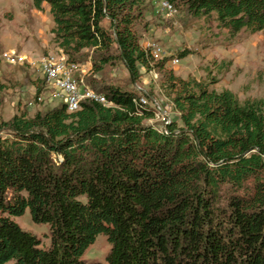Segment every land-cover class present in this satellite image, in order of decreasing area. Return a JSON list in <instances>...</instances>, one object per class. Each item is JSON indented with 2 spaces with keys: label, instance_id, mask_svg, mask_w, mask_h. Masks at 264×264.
Listing matches in <instances>:
<instances>
[{
  "label": "trees",
  "instance_id": "trees-1",
  "mask_svg": "<svg viewBox=\"0 0 264 264\" xmlns=\"http://www.w3.org/2000/svg\"><path fill=\"white\" fill-rule=\"evenodd\" d=\"M169 1L215 16L232 35L264 30V0ZM33 3L50 5L57 49L71 61L93 49V72L116 59L134 81L141 68L162 71L180 119L149 123L155 109L139 94L88 78L112 106L69 111L57 101L34 115H0V264H264V96L242 100L213 88L215 77L166 70L136 28L146 0ZM27 210L50 226L48 247L13 219ZM100 234L111 244L106 262H87Z\"/></svg>",
  "mask_w": 264,
  "mask_h": 264
},
{
  "label": "rangeland",
  "instance_id": "rangeland-1",
  "mask_svg": "<svg viewBox=\"0 0 264 264\" xmlns=\"http://www.w3.org/2000/svg\"><path fill=\"white\" fill-rule=\"evenodd\" d=\"M103 23L109 26L107 20ZM54 26L48 3L39 10L33 0H0V81L6 85L0 106L3 119L9 120L20 111L34 115L39 110L58 105L38 69L43 56L58 50L52 33ZM136 28L141 41L153 39L165 48V68L175 75L199 80L215 77L218 82L213 84V88L231 89L242 100L264 96V30L255 33L242 30L232 35L228 29L218 25L215 16L197 17L179 7L176 13L168 14L161 9L160 0H146L143 16ZM184 52L187 55L181 57ZM174 57L180 59L178 64L170 62ZM79 59L88 67L87 78L92 80V85L101 88L113 84L134 91L147 103L150 102V106L157 101L163 111L148 120L149 123L164 128L163 122L167 119H180L179 112L162 89V71L141 68V78L134 81L119 59L94 72L92 64L95 60L99 62V55L93 49L84 50ZM44 85L40 96H37L38 87ZM13 219L23 229L37 235L44 247L51 244L50 226L36 223L30 210ZM110 249L108 237L100 234L83 258L87 262H106Z\"/></svg>",
  "mask_w": 264,
  "mask_h": 264
},
{
  "label": "built area",
  "instance_id": "built-area-1",
  "mask_svg": "<svg viewBox=\"0 0 264 264\" xmlns=\"http://www.w3.org/2000/svg\"><path fill=\"white\" fill-rule=\"evenodd\" d=\"M169 14V10L167 9ZM143 45L149 49L150 54L156 55V59H164L166 57L165 48L153 39H147L143 42ZM180 59L174 57L170 60L172 64H178ZM66 59L58 58V51L52 52V54H46V63L38 66L40 73L46 78L47 87L54 93L55 100L58 102L74 101L77 100L79 94H87V98H91L94 101V95L88 94L87 76L89 74V69L84 71V80L86 83V92H79L76 87H74V78L71 74H66L64 72V64ZM52 80H59V87H52ZM171 120L167 119L163 122V125H167Z\"/></svg>",
  "mask_w": 264,
  "mask_h": 264
},
{
  "label": "bare ground",
  "instance_id": "bare-ground-1",
  "mask_svg": "<svg viewBox=\"0 0 264 264\" xmlns=\"http://www.w3.org/2000/svg\"><path fill=\"white\" fill-rule=\"evenodd\" d=\"M160 1H161V9L164 10L165 12H167V9L169 10V14H173L177 12V8L175 7V5L169 0H160ZM144 48L149 52V49H147L146 46H144ZM57 51H58V58L66 59V62L64 64V72L66 74H71V77H76L74 78V87H76L79 92H86V83L83 82L84 80L83 74H84V71L87 69V67L79 62L71 61L69 57L67 56V54L62 49H58ZM49 54H52V53H49ZM152 56L154 57V59H156V55H152ZM44 63H46V55L43 56L42 59L39 61L38 66ZM52 87H59V80H52ZM88 94L94 95V101L96 102H100L102 104H106L110 106L113 105L104 93L97 91L90 85H88ZM51 97L52 99L55 100L54 93L51 94ZM87 101H91V98H87V94H79L77 100L74 101L73 103L72 101H65L61 103L66 104L69 111H76V110H79L83 106V103ZM139 101L140 103H143V104L147 103V100L143 97H141ZM151 105L155 109L156 116H159V114L162 113L163 111L161 105L157 101H153Z\"/></svg>",
  "mask_w": 264,
  "mask_h": 264
}]
</instances>
